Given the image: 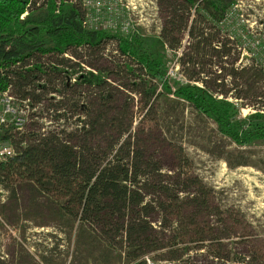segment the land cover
<instances>
[{
	"label": "rangeland",
	"instance_id": "rangeland-1",
	"mask_svg": "<svg viewBox=\"0 0 264 264\" xmlns=\"http://www.w3.org/2000/svg\"><path fill=\"white\" fill-rule=\"evenodd\" d=\"M105 1L115 5L112 24L117 28L111 33L138 35L144 49L163 60L166 82L151 80L119 52L116 41L101 50L79 49L63 57L37 55L31 64L48 72L39 82L46 84L48 94L39 104L26 100L28 122L22 131L7 134L12 145L18 152L35 136L55 131L66 138L75 132L84 116L82 105L95 92L87 86L88 74L101 76L115 97L103 122L113 127L101 130L100 145L115 142L121 131L115 128L130 123L127 134L152 170L162 174L163 196L150 197L156 201L151 220L160 232L161 249L145 257L149 264H172L160 260L174 250L179 254L174 264H264V137L240 145L173 93L177 83L192 79L217 99L239 105L235 122L240 131L264 127V0H237L235 10L218 26L199 24L187 0ZM93 25L91 21L88 27ZM195 27L206 28L210 40L215 38L214 51L207 48L205 57L195 50L190 35ZM216 31L220 34L214 37ZM253 64L263 73L240 72ZM54 68L61 73L54 75ZM64 82L75 84L76 90L65 92ZM12 94L21 100L17 90ZM55 105L62 113L68 109L62 120H55ZM35 179L12 173L5 184L0 182V264H102L92 257L97 245L84 246L83 260L73 263L79 217L69 198L78 191L77 184L58 182L47 169L40 181ZM87 237L94 239L92 232ZM112 264L129 263L115 255Z\"/></svg>",
	"mask_w": 264,
	"mask_h": 264
},
{
	"label": "trees",
	"instance_id": "trees-1",
	"mask_svg": "<svg viewBox=\"0 0 264 264\" xmlns=\"http://www.w3.org/2000/svg\"><path fill=\"white\" fill-rule=\"evenodd\" d=\"M187 1L190 7L195 8L199 24L211 22L215 26L222 25L237 5V0ZM26 13L28 15L21 19ZM85 16L86 11L79 4L64 1L61 4H56V0H50L49 4H37L36 0H0V91L15 89L22 101L35 100L39 104L48 94L46 84H39L48 72H43L38 65L32 66L31 61L37 55L63 57L79 49L101 50L109 41H116L119 52L135 62L151 80L166 82L163 60L146 51L138 35L90 30L84 26ZM219 34L216 31L214 37ZM190 35L196 52L202 57L206 56L205 50L212 49L216 43L215 38L210 40L211 34L206 28L195 27ZM47 42L50 45L47 46ZM215 48L221 49L219 46ZM185 65L195 66V63L185 61ZM240 72L257 75V72L263 73V68L253 64L243 67ZM52 73L56 75L61 71L54 68ZM236 74L234 72L233 75ZM88 75L87 86L95 92L82 105L84 116L79 118V128L68 133L66 138L55 131L35 136L29 146L0 163V182L5 184L12 173L33 175L35 181H40L46 169L58 182H75L78 191L69 198L75 201L79 217L73 263L83 260L84 246L93 248L97 245L92 257L95 255V259L102 264H112L115 255L127 258L129 264H149V259L145 257L161 249L160 232L151 220L156 201L150 197L163 196L162 174L159 169L152 170L143 151L127 134L130 123L115 128L121 130L117 132L115 142L100 145L101 130L113 127L103 122L106 123L111 115V100L115 96L113 87L105 79L92 73ZM63 86L67 93L76 90L75 84L64 82ZM166 87L171 91V87ZM52 91L59 93L56 89ZM65 92L61 94L65 95ZM173 93L190 103L200 114L213 119L223 135L232 137L240 145L264 137V127L259 125L240 131V125L235 122L241 111L239 105L227 98L217 99L206 88L194 85L192 79L177 83ZM76 103H73L74 106L79 107ZM53 108L58 112L57 121L68 112L67 108L60 112L62 108L58 105ZM4 139L10 140L9 135ZM86 229L93 233L94 239L87 237L91 232ZM177 251L170 252L172 255L169 258L160 261L176 263L179 258Z\"/></svg>",
	"mask_w": 264,
	"mask_h": 264
},
{
	"label": "built area",
	"instance_id": "built-area-1",
	"mask_svg": "<svg viewBox=\"0 0 264 264\" xmlns=\"http://www.w3.org/2000/svg\"><path fill=\"white\" fill-rule=\"evenodd\" d=\"M42 1L45 4L47 3V0ZM62 2H57L56 0V4H61ZM64 2L67 4H78L77 0H64ZM79 5L86 11L84 26L88 29L111 32L112 29L117 28H113L114 25L112 24L114 3L106 2L105 0H80ZM26 14L21 19H24ZM105 16L108 17L105 19ZM103 20L105 21L103 22ZM91 21L94 25L88 27ZM26 103V100L16 99L12 94L11 88L6 91H0V163L8 161L17 154L11 141L4 139V136L24 129L28 122L27 113L23 109V107L29 109V106H25Z\"/></svg>",
	"mask_w": 264,
	"mask_h": 264
}]
</instances>
